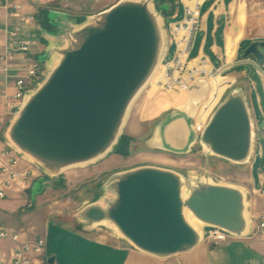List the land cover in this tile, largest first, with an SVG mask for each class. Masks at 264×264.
<instances>
[{"label": "water", "instance_id": "obj_1", "mask_svg": "<svg viewBox=\"0 0 264 264\" xmlns=\"http://www.w3.org/2000/svg\"><path fill=\"white\" fill-rule=\"evenodd\" d=\"M154 1L119 0L80 22L55 49L52 58L60 54L58 63L52 69V59L46 64L44 79L16 109L3 132L6 142L51 176L63 172L52 169L90 160L108 148L109 154L119 143L122 133L117 138L116 134L133 97L145 81L155 77L168 51L164 16L154 9ZM61 21L59 27L49 19L61 33L78 23L67 17ZM161 31L167 37L162 47ZM262 49L264 40H252L242 58L254 57L263 67ZM39 60L45 62L42 55ZM171 126L166 140L184 143L186 122ZM176 126L182 129L181 136L174 133ZM253 138L251 114L240 94L229 95L216 107L202 134L214 154L234 162L248 159ZM64 182L60 176L46 183L62 186ZM188 189L173 171L137 168L117 182L111 204L93 203L79 218L90 225L105 223L140 250L160 257L190 250L203 239L202 232L185 220L184 208L205 226L244 235L249 221L242 189L205 182Z\"/></svg>", "mask_w": 264, "mask_h": 264}, {"label": "rangeland", "instance_id": "obj_2", "mask_svg": "<svg viewBox=\"0 0 264 264\" xmlns=\"http://www.w3.org/2000/svg\"><path fill=\"white\" fill-rule=\"evenodd\" d=\"M198 1L191 4L195 5ZM165 3L170 6H165ZM179 3L181 0H155L153 7L165 16L172 11V6L176 8ZM185 3L189 5L186 0ZM179 9L180 6L178 11ZM48 18L54 25L61 27L59 24L66 17L50 10ZM75 19L78 23L69 25L65 33H61L63 31L54 26L45 27L38 23L37 34L35 33L37 43L31 49L42 55L45 65L50 63L55 49L78 28V24L90 20V17L76 14ZM172 26L173 24L168 27L169 35ZM230 30H235L236 39L244 40V44L252 40H264V0H236ZM46 32L50 35L46 36ZM196 35L202 36V32L199 33V25ZM197 36L193 49L196 47ZM236 39L229 37L235 47ZM193 49L191 60L197 55V51ZM174 50L175 46L172 44L168 59L172 58ZM262 51L264 52V49ZM193 64L196 62L191 61L189 66L193 67ZM262 68L264 69V66ZM157 72L161 74V68ZM261 72L264 75V71ZM217 74L220 75L218 72L215 75ZM220 76L223 82L219 91L210 76L197 75L186 88L171 91L154 83L152 79L133 103L119 143L105 157L86 167L69 168L57 176H51L28 157L18 153V167L32 168L35 171L34 181L26 191L0 200V225L13 227L20 232L29 231V228L35 225L40 231L45 225V219L55 217L60 221L72 220L76 227L85 231H108L110 229L107 224L84 229V226L89 227L90 224L79 221L77 212L94 201H99L107 207L116 199L117 182L131 170L148 166L177 173L185 182L187 192L192 185L205 182L236 186L247 195L248 188L252 186V178L258 175L259 171L264 172V133L254 126L252 151L248 159L242 162H234L214 154L202 139L204 127L216 107L231 94H240L246 100L247 92L254 86L249 76H243L234 82L233 79L225 77V73ZM2 91L3 80L0 78V94ZM185 109L188 111H184ZM1 117L5 130L13 115L9 116L5 107L0 106ZM179 121L186 122V141L182 144L167 141L165 133L170 131L171 125ZM3 139L5 140L4 137ZM258 142L262 144L263 155L256 158V165L253 167ZM60 176L65 179L62 186H50L46 183ZM257 195L259 204L264 206V184ZM247 216L249 218V212ZM202 228L201 232L206 238L207 226ZM5 243H2L3 248L7 244Z\"/></svg>", "mask_w": 264, "mask_h": 264}, {"label": "crops", "instance_id": "obj_3", "mask_svg": "<svg viewBox=\"0 0 264 264\" xmlns=\"http://www.w3.org/2000/svg\"><path fill=\"white\" fill-rule=\"evenodd\" d=\"M20 1L25 11L29 13H38L40 9H47L60 12L68 19H74L76 14L83 17L97 15L119 0ZM186 1L191 4L196 0ZM235 2L236 0H201L199 3V33L202 32V36L196 35V47L193 51H197L195 57L202 54L207 56L211 66L217 69L220 75L225 73V77L233 79L232 82L238 81L243 76H249L254 86L247 92L246 102L253 125L264 133V75L261 72L264 69L257 64L254 57L242 58V52L248 44H244V40H237L235 30H230ZM186 5L185 0H181L178 4L179 11L178 6L175 8L171 5L172 11L165 14L164 23L168 41V27L183 19ZM165 6L170 5L165 3ZM35 33L37 34V29L32 31L34 37H36ZM229 37L237 40L236 47L232 45ZM170 46L169 42L168 52ZM0 106L3 107L1 99ZM263 184L264 172L259 171L258 175L252 178V186L247 191L249 193L246 195L244 192L247 213L249 212V224L242 237L214 244L203 236V239L192 249L168 257H160L140 250L117 229L108 225L110 229L108 231L91 232L76 227L72 220L60 221L52 217V219L44 220L45 225L40 231L35 225H32L29 231L24 232L13 227L9 229L20 232L24 238H34L37 235L45 237L46 254L54 260V264H264V231L258 229L259 217L264 213V206L259 204L257 195ZM252 193L254 195H251ZM96 202L99 201L90 202L77 212L76 216L79 221H81L79 213ZM98 225H105V223L84 226V229L95 228ZM0 226L9 227L3 224ZM7 244L10 245V243ZM2 250L1 245L0 252Z\"/></svg>", "mask_w": 264, "mask_h": 264}, {"label": "built area", "instance_id": "obj_4", "mask_svg": "<svg viewBox=\"0 0 264 264\" xmlns=\"http://www.w3.org/2000/svg\"><path fill=\"white\" fill-rule=\"evenodd\" d=\"M38 15L39 12L25 11L20 0H0V78L3 80L0 99L9 116L44 79L45 62L31 49L37 43L32 31L37 29ZM198 25L199 4H187L183 19L171 27L169 42L175 46L174 54L168 59L167 51L160 66L162 76L156 82L168 91L186 88L197 75L209 77L217 73L203 54L191 60ZM191 61L196 62L194 67L189 66ZM2 121L3 117L0 118V200L29 189L35 176L32 168L18 167L19 154L3 139ZM258 144L254 161L263 155L262 144ZM258 229L264 231V213L259 217ZM205 237L214 244L240 238L216 226H207ZM5 242L10 245L0 252V264H54L46 254L47 243L42 235L24 238L20 232L0 226V246Z\"/></svg>", "mask_w": 264, "mask_h": 264}, {"label": "bare ground", "instance_id": "obj_5", "mask_svg": "<svg viewBox=\"0 0 264 264\" xmlns=\"http://www.w3.org/2000/svg\"><path fill=\"white\" fill-rule=\"evenodd\" d=\"M201 2V0H199L196 4H199ZM162 22L161 20L159 19L158 20V25H161ZM164 33V31H161V47H162V44H163V41L166 42L167 41V37ZM61 55H57V56H54L52 58V62L50 63L49 67L50 69L54 68V66L58 63L59 59H60ZM194 63V62H193ZM194 65V64H193ZM191 66V65H190ZM194 67V66H193ZM159 73V72H158ZM157 75V74H156ZM155 75V79L153 78L154 80V83L157 82V80H159L161 78L162 75H160V73L156 76ZM217 84V87H216V90L219 91L220 88H221V85H222V77L217 74V75H213V76H210ZM152 80L149 78L147 81L144 82V84L140 87V89L138 90V92L135 94V96L133 97L130 105L128 106L125 114H124V117L122 119V122L120 124V127L118 129V132L116 134V138L123 132V128L130 116V112H131V108L133 106V103L135 102V100L137 99V97L140 95V93L149 85V83L151 82ZM184 111H188V110H184ZM174 133L177 135V136H181L182 134V129L178 126L175 127V130H174ZM116 140V139H115ZM114 140V141H115ZM110 151V148L106 149L104 152H102L101 154H99L98 156L90 159V160H87V161H84V162H79V163H75V164H72V165H68V166H64L60 169H52L53 171H64L66 169H69V168H75V167H86L90 164H93L95 163L99 158H102L104 157L108 152ZM203 151V149H202ZM31 159L34 160L33 157H30ZM191 176V175H190ZM185 191V190H184ZM186 192H187V189H186ZM185 193V192H184ZM183 215H184V218L185 220L194 228L198 229L199 231H202V227L204 226V224L196 217L194 216V214L187 208H184L183 210ZM94 227V226H93Z\"/></svg>", "mask_w": 264, "mask_h": 264}, {"label": "trees", "instance_id": "obj_6", "mask_svg": "<svg viewBox=\"0 0 264 264\" xmlns=\"http://www.w3.org/2000/svg\"><path fill=\"white\" fill-rule=\"evenodd\" d=\"M38 18H39V22L46 27V25H50V22H49V19H48V10L47 9H40L39 10V15H38ZM83 19V18H82ZM250 41L247 43L249 45ZM243 53V52H242ZM118 147V146H117ZM257 161V160H256ZM256 161L254 162L253 164V167H255L256 165Z\"/></svg>", "mask_w": 264, "mask_h": 264}]
</instances>
